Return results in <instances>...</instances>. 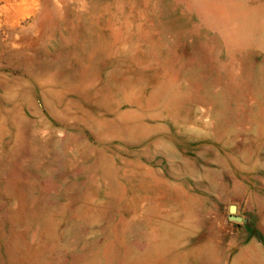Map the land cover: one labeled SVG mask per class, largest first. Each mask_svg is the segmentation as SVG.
Returning <instances> with one entry per match:
<instances>
[{
  "label": "rangeland",
  "instance_id": "374dc122",
  "mask_svg": "<svg viewBox=\"0 0 264 264\" xmlns=\"http://www.w3.org/2000/svg\"><path fill=\"white\" fill-rule=\"evenodd\" d=\"M263 14L0 0V264H264Z\"/></svg>",
  "mask_w": 264,
  "mask_h": 264
},
{
  "label": "water",
  "instance_id": "95a60500",
  "mask_svg": "<svg viewBox=\"0 0 264 264\" xmlns=\"http://www.w3.org/2000/svg\"><path fill=\"white\" fill-rule=\"evenodd\" d=\"M230 211H231V212H233V211H234V210H233V208H231V210H230ZM235 220H238V219H236V218H235Z\"/></svg>",
  "mask_w": 264,
  "mask_h": 264
},
{
  "label": "bare ground",
  "instance_id": "6f19581e",
  "mask_svg": "<svg viewBox=\"0 0 264 264\" xmlns=\"http://www.w3.org/2000/svg\"><path fill=\"white\" fill-rule=\"evenodd\" d=\"M264 15V14H263ZM150 232V231H149ZM152 234V233H151ZM185 251V250H184Z\"/></svg>",
  "mask_w": 264,
  "mask_h": 264
}]
</instances>
